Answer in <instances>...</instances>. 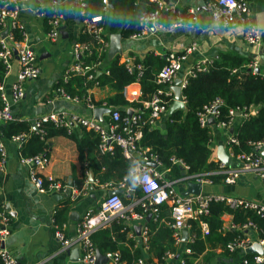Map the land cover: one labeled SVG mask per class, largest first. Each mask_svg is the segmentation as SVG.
<instances>
[{
  "label": "built area",
  "instance_id": "built-area-1",
  "mask_svg": "<svg viewBox=\"0 0 264 264\" xmlns=\"http://www.w3.org/2000/svg\"><path fill=\"white\" fill-rule=\"evenodd\" d=\"M155 3L156 9L141 14L138 20L139 29L129 37L137 39L145 35L149 27L155 29L176 28L181 26H194L198 21L196 12L189 8L188 14L182 15L175 3L177 0H149ZM79 9L82 31L89 33L96 42V50L99 54L106 52L108 41L104 34V27L100 24L101 15L87 17L84 12L85 1L76 0ZM206 7L209 11L212 22L219 24L224 28H234L242 24L243 38L247 44L256 45L262 40L260 29L251 21L248 6L244 0H205ZM109 0H102V9L104 12L108 9ZM58 0H49L47 3L37 2L30 7V13L35 19L42 20L46 23V38L49 42H55L61 34L62 16L57 7ZM27 9L24 0H0V62L4 66V77L10 73L12 62L17 60L18 70L15 79L10 83L8 89L4 80L0 82V170L3 167L6 158V149L1 136L3 124L12 121L15 117L12 115L11 105L22 99L25 94V83L29 80L37 79L41 74V69L37 63V56L30 43V36L22 19V10ZM171 11L175 13V19L168 25L159 21L160 12ZM6 32L4 35L3 32ZM78 51L82 54L88 49L87 45L79 44ZM195 50V46L184 48L180 52H170L165 57L163 65L155 74L154 83L156 88L148 98H141V89L132 90L129 111L121 112L117 107L109 106L106 100L95 103L90 96L79 98L78 96L68 95L63 88H56L55 93L66 99L76 102H84L89 110L96 107L108 108L109 112L103 116L100 121L92 116H82L77 113L66 111H48L43 115L32 120V129L43 138L45 133L41 128L44 123H51L54 127L62 128L67 135H70L75 127H81L85 130L93 131L98 135V150L100 153L112 152L115 147H119L125 158H132L134 166L130 175L135 177V182L139 187L142 195H135L134 187L130 185L128 176H123L115 185L112 182L100 183L98 179L90 176L89 171H85V177L80 187L55 178L53 176L43 175L49 159L42 153L31 156H24L20 152L21 136L13 135L10 141L17 142L19 151V161L27 168V174L30 182L40 193H53L63 195L70 201H74L88 193L90 185L94 184L102 189L119 190L120 193L105 195L100 202L99 207L94 210H87L82 218L77 222L75 228V237L70 238L65 234L64 227L56 224L52 219L53 236L59 242L62 250H71L76 248L80 252V260L83 264H95L96 252L98 249L92 242L91 235L99 228H106L111 225L115 219L128 221L132 215L142 220V214L134 211V206L150 210L157 218L159 207L162 204H168L170 207L171 236L175 246L179 247L182 243L187 244L193 241V235L183 240V231L190 229V221L196 220L199 224L202 236L209 234L208 223L203 219L210 209L212 202H222L231 208H246L255 212L264 218V203L235 197L228 194L220 193H199V194H180L174 187L178 183L187 181L200 183L201 185H212L214 181L209 175L220 174L223 178L222 184H234L237 182L240 174L251 173L255 175L264 187V137L258 140L249 141V150L234 154L237 165L228 166L223 162H218L217 169L199 174H188L187 166L179 159L171 157V160L183 167L184 172L181 177L166 179L164 172L160 170V162L153 154L146 155L148 148L138 145L143 137L145 128H158L160 123L167 117L169 107L174 100V80L178 74L183 71V64ZM89 54V52H87ZM210 62L206 59L198 61L193 67L186 70L183 77L179 79L178 87L180 88V100L185 105L182 95V89L187 83L189 76H194L195 72L202 71ZM99 61L92 64H84L82 60L74 61L69 65L61 77L63 81L74 76H85L86 80L93 82L97 86L96 71L98 70ZM126 68L129 72H136L137 78L135 83L139 84L138 78L141 75L143 65L134 61H127ZM103 73L109 75L108 66ZM264 77V75H263ZM89 90V89H88ZM87 90V94H88ZM167 98H171L168 103ZM221 98H215L208 104L204 105L198 112V122L201 127L209 124L212 118L215 124L220 128H228L233 122L234 117L240 115L243 118L255 113L252 107L229 108V118L227 120H218L219 111L216 106L222 104ZM138 104V105H136ZM238 143L236 138L229 135L227 144ZM154 161L156 167H150L147 162ZM123 196V197H122ZM128 200L127 203L124 200ZM236 229L240 234L232 241L226 244L230 252L237 251L240 254L248 253L246 250L254 244L264 248V236H260L262 230L256 228L252 221L248 220L241 224L233 222L226 227V230ZM10 234L9 217L5 210L0 211V264H18L14 253L5 246V241ZM1 243L4 246H1ZM141 243L147 248V226L142 228ZM182 253H190L188 247H183ZM106 257L104 264H126L120 260L119 251H109L103 254ZM176 253L166 251L163 258L171 261ZM183 263L182 258L179 259ZM264 255L252 254L251 257H241L236 264H262ZM134 264H143L141 257H138Z\"/></svg>",
  "mask_w": 264,
  "mask_h": 264
},
{
  "label": "crops",
  "instance_id": "crops-1",
  "mask_svg": "<svg viewBox=\"0 0 264 264\" xmlns=\"http://www.w3.org/2000/svg\"><path fill=\"white\" fill-rule=\"evenodd\" d=\"M30 1L33 2L29 4ZM30 1L24 0L27 9L22 10V19L29 33L31 45L39 48L37 54L40 61L37 63L41 69V74L37 79L25 83L26 94L22 99L11 105L12 115L19 120L26 121H32L48 111H66L94 117L93 110L87 109L83 101L76 102L66 99L54 92L57 81L63 76L67 67L82 58V54L77 49L79 45L77 37L82 31V23L76 0H58L57 7L63 19L61 27L64 26V28L55 42H49L46 38V23L35 19L30 13V7L34 6L35 3H47L49 0ZM172 3H175L180 11L181 9L186 10V15L188 14L187 9H193L198 17L196 24L194 26L163 29L149 27L145 35L140 38H121V53L116 52L112 57L108 56L110 41L113 35L119 33L110 34L107 29H104L108 49L103 52L106 54V58L99 61L96 75L103 74L108 61L115 56H119L120 62L125 63L133 61L134 58L142 59L147 54L165 60L168 53L180 52L192 45L195 46V50L190 53L184 62L183 71L178 74L177 79H181L183 73L198 61L206 59L209 62H220L223 54L244 59L246 67L251 68L253 71L257 68L258 73L264 75V0H244L249 8L251 21L261 31L262 40L256 45H250L244 41V27L242 24L234 28H224L212 22L205 0H177L172 1ZM109 4L111 2L108 3V9L106 10L108 12L111 8ZM44 41H48L51 45H45ZM52 58L54 61H58L59 70L57 72L53 65L51 66ZM17 70L18 63L17 60H14L10 73L3 79L7 89L15 79ZM140 89V84L135 82L125 85L122 89L124 99L130 102L132 99L130 92L132 90L139 91ZM114 94L115 90L111 88L110 84H105L104 86H92L89 88L87 96L99 103ZM130 106L133 105H126L124 111H129ZM181 110H185V105L184 109ZM105 114L103 113L102 117ZM236 117L234 122L226 129L218 127L215 122L208 124L212 137L207 144L211 149L210 159L212 161L221 162L218 158V151L222 148L230 157L228 166L237 165L234 153L227 144V139L233 132V126L243 118L240 115ZM163 125L165 127L164 120L158 128L164 129ZM74 130L79 132V136H81V127H75ZM3 141L7 155L0 170V211L5 210L10 222V234L5 241V246L14 253L18 264H83L80 260L79 250V260H75L76 254L61 249L59 242L53 236L52 219H55L57 225L65 226V234L70 238H74L77 222L87 210L98 208L109 190L106 191L97 185L91 184L86 195L71 201L68 207H65L66 209L61 210L58 215L61 221L57 222L56 214L59 209L64 208L62 202L66 198L59 194L38 192L28 178L26 166L19 161L17 142L9 139H3ZM47 142L49 146L48 149L46 148V155L49 163L42 172L43 175L65 180L72 185L85 177V171H89L90 176L93 177V173L88 166L89 159L86 151H79L74 139L67 135H56L48 139ZM179 167L183 173V167L181 165ZM164 177L172 179L167 170L164 172ZM187 182L177 184L180 185L178 192L182 195L186 190ZM135 186L137 187L136 182ZM200 192L228 194L264 203V187L260 180L251 173L240 174L234 184L228 185L221 182H214L212 185L204 184ZM161 206H166L168 209L169 219L162 218L161 220L169 227L171 222L170 207L168 204H162ZM134 211L140 212L143 217L142 220H138L132 215L125 222L128 227L127 239L135 242L134 247L140 246L139 257L142 258L143 264H158L154 255L148 251V246L147 248L143 247L141 243L142 228L147 225L146 221L151 218L156 219L155 215L150 210L142 209L139 206H134ZM221 219L222 229L226 230V227L232 223V216L224 213ZM184 231L187 232L188 238L190 229ZM185 245L182 243L179 247H176L181 252ZM179 252L170 262L167 261L168 264L179 262ZM195 261L199 262L200 257ZM222 264H236V260L226 257Z\"/></svg>",
  "mask_w": 264,
  "mask_h": 264
},
{
  "label": "trees",
  "instance_id": "trees-1",
  "mask_svg": "<svg viewBox=\"0 0 264 264\" xmlns=\"http://www.w3.org/2000/svg\"><path fill=\"white\" fill-rule=\"evenodd\" d=\"M84 1L86 16L101 15L100 24L104 29H107L110 34L119 33L122 39H126L138 31V20L141 14L156 9L155 3L149 0H109L111 8H109V12H104L102 0ZM185 12L186 10L181 9L182 15H186ZM158 19L164 25H168L175 19V13L160 12ZM77 42L87 45L89 49L84 52L81 58L84 64L96 63L106 58L105 53L98 54L95 49L96 42L89 33L81 31ZM119 59V56H115L109 60L107 64L109 75L105 73L97 75L96 81L98 86L110 84L111 88L115 90V94L106 98V102L109 106L120 107L119 110L124 112L126 105L134 106L135 104L124 99L122 89L125 85L135 81L137 75L136 72H129L126 63L120 62ZM133 61L143 65L138 82L141 87V98L146 99L156 88L155 74L163 65L164 60L147 54L142 59L134 58ZM3 79L4 66L0 62V82ZM55 86V89L63 88L70 96L84 98L88 95L87 90L94 85L90 80H86L85 76H74L67 81L60 78ZM182 95L185 100V110L177 109L169 114L164 119V129L145 128L143 137L138 143L143 148H148L147 156L150 153L156 156L160 162V170H167L172 179L181 177L182 171L179 165L171 160V157L184 163L188 168L186 171L188 174H199L217 169L218 163L210 159L211 149L207 144L212 137L210 126L201 127L197 116L204 105L217 97L223 101L222 104L216 106L219 111L218 120L229 118V108L252 107L255 110L253 115L242 118L233 126L231 134L238 143H230L228 146L234 154L248 151L249 141L264 137V77L246 67L244 59L223 54L220 62H210L204 70L195 72L194 76H189L182 89ZM167 101L169 103L171 98H167ZM95 103L98 104V102ZM41 128L45 131L43 138H40V135L32 129V121L15 118L3 124L1 136L3 139H9L13 135H20V152L24 156L37 153L46 155V148L48 149L49 146L47 140L52 136L67 134L64 129L54 127L51 123H44ZM67 136L76 141L79 151H86L89 159L88 166L93 177L100 183L112 182L115 185L123 176H128L136 196L142 195L139 187L135 186V177L130 175L134 161L132 158H125L119 147H115L112 152L100 153L98 135L84 128H82L81 136L75 130ZM209 177L219 183L223 175L212 174ZM82 182L83 179L74 185L80 187ZM123 200L125 203L128 202V200ZM70 202L68 198L63 200L64 208L59 209L55 217L57 222L61 221L58 217L59 213L66 209L65 207H68ZM224 213L232 216L234 224L252 221L256 228L262 230L259 235L264 236V218L255 212L246 208H231L222 202H212L208 214L203 218L208 223L209 234L202 236L198 222L190 221L193 241L185 246L190 248L191 252L182 253L173 244L171 228L161 220L162 218L169 219L168 209L166 206H160L157 218L146 221L148 251L154 255L158 264H168L167 260L163 258L168 250L174 253L179 252L180 258L184 262H177V264H222L226 257L234 258L237 263L241 257H251V253L240 254L237 251L230 252L226 248V244L234 240L240 231L222 229L221 216ZM127 231L128 227L125 221L115 219L110 226L99 228L93 232L91 239L102 254L119 251L121 261L134 264L140 256L141 248L140 246L134 247L135 242L127 239ZM198 257H200V261L196 262Z\"/></svg>",
  "mask_w": 264,
  "mask_h": 264
},
{
  "label": "water",
  "instance_id": "water-1",
  "mask_svg": "<svg viewBox=\"0 0 264 264\" xmlns=\"http://www.w3.org/2000/svg\"><path fill=\"white\" fill-rule=\"evenodd\" d=\"M109 7H111V4H109ZM64 26L61 27V33L63 30ZM6 32L4 31L2 34L4 35ZM64 36H66V34L63 33ZM121 53V35L120 34H115L112 36V39L110 41V48L108 51V56L112 57L115 53ZM254 72L258 73L259 70L256 68L254 70ZM179 84V79H176L174 81V86H173V91H174V102L172 103V105L170 106L169 110H168V114H171L174 110L176 109H184V103L180 100V88L178 87ZM94 117L100 121L103 120L102 114L104 113H108L109 110L108 108H101V107H96L94 110ZM214 122L212 118L209 119V123ZM164 127V125H163ZM264 153V152H263ZM218 158L221 162H223L225 165H228L229 161H230V157L224 152V150L221 148L218 151ZM147 164L150 167L155 168L157 165L154 161H150L147 162ZM187 187L186 190L183 192V195H187V194H199L201 191V187L202 185L200 183H195V182H187ZM113 193H120L119 190H109L107 192V195H111ZM183 237H184V241H186L187 238V232L184 231L183 232ZM1 246H4L3 243H1ZM67 252H71L73 254H76L75 256V260H79V256H78V250L72 249V250H66ZM248 253H256V254H260V255H264V248L258 244H254L252 246H250L249 248H247L246 250ZM104 262H106V257L98 250L96 252V261L95 264H103Z\"/></svg>",
  "mask_w": 264,
  "mask_h": 264
},
{
  "label": "rangeland",
  "instance_id": "rangeland-1",
  "mask_svg": "<svg viewBox=\"0 0 264 264\" xmlns=\"http://www.w3.org/2000/svg\"><path fill=\"white\" fill-rule=\"evenodd\" d=\"M28 2L30 1V0H27ZM33 1H30L29 2V4H31ZM44 44L45 45H51L48 41H44ZM35 47V48H34ZM33 47V49H34V51H35V54H36V56H37V62L39 63V57H38V54L37 53H39V48L38 47H36V46H34ZM53 65V68H55V71L57 72V70H59V64H58V61L56 60V61H54L53 60V58H52V60H51V66ZM179 186L180 185H174V187H175V189L177 190V191H179Z\"/></svg>",
  "mask_w": 264,
  "mask_h": 264
}]
</instances>
